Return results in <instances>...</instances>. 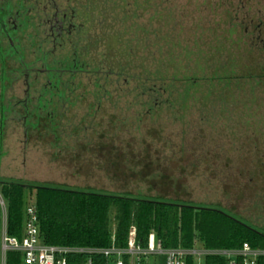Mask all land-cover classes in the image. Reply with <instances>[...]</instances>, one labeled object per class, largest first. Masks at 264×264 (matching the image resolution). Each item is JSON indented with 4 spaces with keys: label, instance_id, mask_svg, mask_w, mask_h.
Instances as JSON below:
<instances>
[{
    "label": "flooded vegetation",
    "instance_id": "obj_1",
    "mask_svg": "<svg viewBox=\"0 0 264 264\" xmlns=\"http://www.w3.org/2000/svg\"><path fill=\"white\" fill-rule=\"evenodd\" d=\"M199 1L0 0V155L11 125L24 149L36 132L58 143L119 102L182 130L196 114L202 127L264 123V0H203L181 37Z\"/></svg>",
    "mask_w": 264,
    "mask_h": 264
},
{
    "label": "rangeland",
    "instance_id": "obj_2",
    "mask_svg": "<svg viewBox=\"0 0 264 264\" xmlns=\"http://www.w3.org/2000/svg\"><path fill=\"white\" fill-rule=\"evenodd\" d=\"M202 2H191L195 7L187 11L196 13L180 19L187 33L181 37L193 33L191 25L200 12L195 8ZM254 95L264 103L262 91ZM117 105L111 109L104 104L89 133L75 138L67 131L58 143L36 132L24 149L22 129L11 125L3 139L0 183L143 191L167 201L228 211L251 226H264V123L246 127L245 122L236 126L235 120L222 119L213 121L211 128L202 127L196 114L182 130L168 112L146 119L138 107L125 112L123 102ZM84 111L82 105L71 116L78 121ZM29 203L35 204L33 196ZM162 262V257L148 260ZM194 264H204V258H196Z\"/></svg>",
    "mask_w": 264,
    "mask_h": 264
},
{
    "label": "trees",
    "instance_id": "obj_3",
    "mask_svg": "<svg viewBox=\"0 0 264 264\" xmlns=\"http://www.w3.org/2000/svg\"><path fill=\"white\" fill-rule=\"evenodd\" d=\"M7 204L9 236L21 239L27 199L34 197L38 228L45 245L82 248H126L129 233L146 244L150 234L165 249L235 251L243 244L264 250V226H251L217 208L197 207L190 202H172L136 193L71 189L55 185L26 186L0 183ZM1 225V224H0ZM189 256L185 264H194ZM6 264H22L21 255L9 253ZM68 264H85L83 257L68 258ZM93 264H106L96 258ZM204 264H228L221 256H206ZM242 264V258L236 259ZM264 264V257L257 260Z\"/></svg>",
    "mask_w": 264,
    "mask_h": 264
},
{
    "label": "built area",
    "instance_id": "obj_4",
    "mask_svg": "<svg viewBox=\"0 0 264 264\" xmlns=\"http://www.w3.org/2000/svg\"><path fill=\"white\" fill-rule=\"evenodd\" d=\"M0 264H6L9 253L21 255L22 264H68V258L81 256L85 264H93L96 258L103 259L106 264H148L151 257H162V264H185L187 257L195 259L206 256H221L228 264H236L237 258H242V264H257L264 257L263 249H252L243 244L235 251H207L203 248L193 250L165 249L161 241L150 234L146 244L136 240L135 231L129 233L126 248L114 245L108 248H82L45 245L41 239L35 204L25 207L23 236L21 239L9 236L7 231V204L0 192Z\"/></svg>",
    "mask_w": 264,
    "mask_h": 264
}]
</instances>
